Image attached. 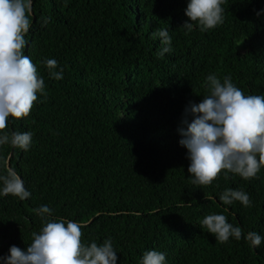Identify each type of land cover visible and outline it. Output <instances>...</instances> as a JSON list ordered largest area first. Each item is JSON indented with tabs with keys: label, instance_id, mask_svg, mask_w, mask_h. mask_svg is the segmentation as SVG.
Wrapping results in <instances>:
<instances>
[{
	"label": "trees",
	"instance_id": "trees-1",
	"mask_svg": "<svg viewBox=\"0 0 264 264\" xmlns=\"http://www.w3.org/2000/svg\"><path fill=\"white\" fill-rule=\"evenodd\" d=\"M187 0H33L24 51L43 76L46 95L5 132H28L25 152L0 146V176L14 170L30 198L0 197V256L26 249L45 219L84 225L82 243L111 239L118 264H139L145 251L167 264H264V168L244 180L223 172L211 185L192 183L178 134L185 106L207 93L214 73L246 95H264V0H225L224 23L182 28ZM261 12V15H257ZM167 29L171 52L153 34ZM55 59L60 81L42 64ZM249 194L251 207L223 205L225 189ZM223 214L241 229L221 243L201 226Z\"/></svg>",
	"mask_w": 264,
	"mask_h": 264
},
{
	"label": "clouds",
	"instance_id": "clouds-1",
	"mask_svg": "<svg viewBox=\"0 0 264 264\" xmlns=\"http://www.w3.org/2000/svg\"><path fill=\"white\" fill-rule=\"evenodd\" d=\"M33 0H0V146L10 145L27 152L33 143L28 132H5L10 118L29 116L38 96L46 95L43 76L28 55L24 54L25 39L30 31L29 16ZM225 0H187L182 28L188 32L213 30L224 23ZM264 12V10H261ZM258 12L257 15H261ZM161 42L160 57L171 52V36L167 29L154 34ZM49 77L60 81L64 69L55 59L42 61ZM207 93L197 103L189 101L177 131L179 145L187 150L190 161L188 173L193 184L207 186L222 172L239 175L244 180L257 176L264 168V95L245 94L230 76L222 79L208 74ZM13 195L21 200L30 198L20 176L12 169L0 176V197ZM223 205L239 202L251 207L248 193L225 189L219 195ZM45 219L41 230L32 234V242L21 249L15 245L8 254L0 256V264H118L117 251L111 239L101 244L82 243L83 224L64 218H52V209L42 205L35 210ZM215 239L226 243L241 238V229L223 214H209L201 221ZM256 248L264 243V236L252 232L246 237ZM139 264H167L166 253L145 251Z\"/></svg>",
	"mask_w": 264,
	"mask_h": 264
}]
</instances>
